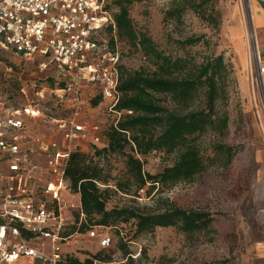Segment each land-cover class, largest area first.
I'll use <instances>...</instances> for the list:
<instances>
[{"label": "rangeland", "instance_id": "374dc122", "mask_svg": "<svg viewBox=\"0 0 264 264\" xmlns=\"http://www.w3.org/2000/svg\"><path fill=\"white\" fill-rule=\"evenodd\" d=\"M170 2H133L129 6L131 20L165 54L188 56L195 61L210 54L223 55L230 68L226 100L219 103L229 116L226 134L219 138L210 131L199 135L197 143L205 169L192 181L155 189L148 196L145 192L148 184L138 191V197L115 188V183L126 182L124 155L109 152L95 155L90 149L85 151V161L96 162L107 176L108 186L113 190L106 203L108 209L138 206L155 212L168 200L181 208H200L211 212L213 229L188 236L173 226L156 227L151 233L134 237L131 222L119 223L109 227L111 243L105 251L111 253L114 260H121L118 245L119 239L123 238L138 264H245L247 244L255 239H264V226L261 224L264 223V97L254 52V49L257 50L264 61V27L255 25L256 15L264 14V0H215L214 8L219 20L217 28L207 25L189 10H185L180 21L165 23L163 13ZM200 35L208 43L200 41L184 47L178 43L186 37ZM120 51V63L128 71L154 69L147 58L128 45L122 43ZM11 57L0 52V61H3L0 62V100L17 106L26 102L27 98H36L31 89L27 91V97L20 93L22 81L35 76V67L23 61L16 65ZM9 67L10 70L7 69ZM162 103L174 106L169 98ZM84 109L85 117L99 124L101 129L109 126L114 118V114L107 112L103 104L93 107L85 102ZM50 127L51 124L40 122L32 131L48 134ZM217 140L235 149L232 161L226 167L222 165L220 155L211 159L214 156L212 143ZM89 144L83 145V148H92ZM142 159L143 170L157 173L173 164L176 155L152 151ZM99 185L103 188L105 184ZM133 188L134 185H131V190ZM74 222L75 219L69 220L71 224ZM63 249L65 253L80 258L99 250L96 240L87 238L86 230L73 232Z\"/></svg>", "mask_w": 264, "mask_h": 264}, {"label": "built area", "instance_id": "2783aa9c", "mask_svg": "<svg viewBox=\"0 0 264 264\" xmlns=\"http://www.w3.org/2000/svg\"><path fill=\"white\" fill-rule=\"evenodd\" d=\"M108 4L0 0V52L35 67L20 92L36 95L17 106L0 100V264H62L72 237L62 232L76 214L84 218L65 170L71 153L92 150L83 145H100L104 137L85 117V102L100 97L98 104L114 114L109 125L122 113L115 109L120 58ZM255 59L264 93V62L258 52ZM40 122L51 124L48 134L32 131ZM86 236L98 248L111 243L108 228L98 225Z\"/></svg>", "mask_w": 264, "mask_h": 264}, {"label": "trees", "instance_id": "16d2710c", "mask_svg": "<svg viewBox=\"0 0 264 264\" xmlns=\"http://www.w3.org/2000/svg\"><path fill=\"white\" fill-rule=\"evenodd\" d=\"M142 1L147 0H109L107 7L111 9L115 23L119 58L123 43L140 52L154 69L128 71L119 60V99L115 109L122 113L115 125L111 124L103 130L105 143L92 146L95 155L106 152L124 155L126 182L114 185L118 191L135 197L139 196L138 191L147 184L145 192L148 196L155 189L170 188L178 182L192 181L205 169L197 143L198 136L210 131L215 137H223L229 120L227 110L219 106V103L226 100L229 63L222 54L206 55L200 61L188 56L174 57L165 54L131 20L129 6L133 2ZM214 4L215 0H171L169 7L164 10L163 21L178 22L185 10H189L207 25L217 28L219 20ZM108 30L111 31V28ZM202 39L203 35L189 36L178 43L182 47L195 45L200 41L208 43ZM113 44L112 39L111 45ZM165 98H169L174 106L164 105L162 101ZM99 101L100 97L96 96L91 100V105L96 106ZM212 150L214 156L211 159L220 155L224 167L231 163L235 154L232 146L220 140L212 143ZM152 151L175 154L176 159L161 171L150 173L143 170L142 158ZM85 160V152L75 151L70 154L66 166V185L79 194L84 218L78 222L76 214L75 222L67 224L63 235L82 232L93 225L109 229L116 224L129 222L134 226V237L151 233L156 227L173 226L188 236L213 229L211 224L214 217L211 212L200 208H181L168 200L155 212L138 206L108 209L106 203L113 190L108 186L107 176L96 162ZM100 183L105 184L103 188ZM131 185H134L133 190ZM122 239H119L118 245L121 260H114L112 254L105 251L106 248H99L97 252L84 258L65 253L61 263L138 264Z\"/></svg>", "mask_w": 264, "mask_h": 264}, {"label": "crops", "instance_id": "0c3cea01", "mask_svg": "<svg viewBox=\"0 0 264 264\" xmlns=\"http://www.w3.org/2000/svg\"><path fill=\"white\" fill-rule=\"evenodd\" d=\"M255 25L259 28L264 27V14L259 13L256 15ZM262 39H264V35ZM100 143H105L104 137L100 140ZM261 224L264 226L263 222ZM245 255L247 257L245 264H264V239H255L251 244H247Z\"/></svg>", "mask_w": 264, "mask_h": 264}, {"label": "water", "instance_id": "95a60500", "mask_svg": "<svg viewBox=\"0 0 264 264\" xmlns=\"http://www.w3.org/2000/svg\"><path fill=\"white\" fill-rule=\"evenodd\" d=\"M252 43H254V42H252ZM254 52H255V56H257V51L255 49H254ZM261 91H262V89H261ZM262 94H263V97H264V93L263 92H262Z\"/></svg>", "mask_w": 264, "mask_h": 264}, {"label": "bare ground", "instance_id": "6f19581e", "mask_svg": "<svg viewBox=\"0 0 264 264\" xmlns=\"http://www.w3.org/2000/svg\"><path fill=\"white\" fill-rule=\"evenodd\" d=\"M251 9V8H250ZM257 51V50H256Z\"/></svg>", "mask_w": 264, "mask_h": 264}]
</instances>
